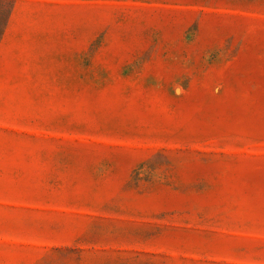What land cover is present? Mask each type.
I'll return each instance as SVG.
<instances>
[{
	"label": "rangeland",
	"instance_id": "obj_1",
	"mask_svg": "<svg viewBox=\"0 0 264 264\" xmlns=\"http://www.w3.org/2000/svg\"><path fill=\"white\" fill-rule=\"evenodd\" d=\"M0 264H264V0H0Z\"/></svg>",
	"mask_w": 264,
	"mask_h": 264
}]
</instances>
